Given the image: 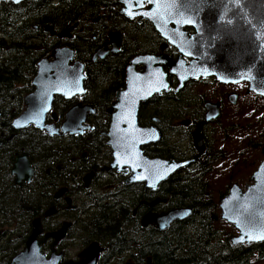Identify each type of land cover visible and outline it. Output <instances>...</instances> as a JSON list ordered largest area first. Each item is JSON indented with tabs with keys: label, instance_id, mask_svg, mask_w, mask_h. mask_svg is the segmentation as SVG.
<instances>
[{
	"label": "water",
	"instance_id": "water-1",
	"mask_svg": "<svg viewBox=\"0 0 264 264\" xmlns=\"http://www.w3.org/2000/svg\"><path fill=\"white\" fill-rule=\"evenodd\" d=\"M23 1L25 0H0L13 4ZM119 1L123 5L121 15L130 19L138 17L139 21L148 20L179 52L175 61L164 55L136 56L131 61L127 67L125 88L116 93V99L108 111V129L102 132L106 145L111 150L109 169L131 172L125 183L145 182L146 187L155 190L159 183L167 181L176 171L199 158L205 149L198 134L194 133V147L198 154L190 161L178 163L146 156L143 147L159 142L160 135L154 126L139 124L141 104L154 94L169 90L164 67L177 78L176 91L189 80L212 76L222 84L245 81L248 83V93L264 97V0ZM145 2L150 5L147 10L143 9ZM186 20L192 22L187 23ZM76 26L74 24L56 32L52 25H47L44 31L59 40L69 39L70 31ZM186 26L194 31L188 34L184 29ZM112 35L117 34H109V44L117 48L118 43L113 40ZM104 53V47H101L94 54L93 60L97 56L102 57ZM186 58L189 59L188 62ZM137 64H143L144 69L136 71ZM84 80V64L74 60L73 50L68 46L53 48L48 56L37 63V74L32 83L35 89L25 97L26 107L13 120V126L23 128L33 124L50 136L78 135L89 130L90 126L84 123L88 115L94 113V108L82 103H77L66 111L60 126L45 122L54 97L70 99L81 95ZM233 97L234 95L230 97L232 102ZM205 108L208 110L206 121L218 118V104L206 103ZM18 123L21 126L18 127ZM21 161L28 169V179L32 169L26 158H21ZM15 173H18L16 169ZM250 181L252 183L246 185L244 190L237 183L232 184L219 200L221 219L237 231L229 239L233 246L264 243V239L247 238V234L264 235V158L250 175ZM158 202L165 203L166 200L157 199L145 204L153 207ZM50 213L46 212L45 215ZM191 215L190 208H176L160 214L149 213L144 217L143 224H154L158 230H165L172 222L185 220ZM68 226L63 224L58 231L47 233L39 240L37 237L42 234L40 218L34 219L32 232L26 239L24 248L9 264H96L100 252L96 244L92 246L97 247V250L94 249L89 254L82 252L75 262H62L63 253H56L54 249L49 254L43 252L44 242L52 238L55 245L64 237ZM242 236L245 237L243 242L240 240Z\"/></svg>",
	"mask_w": 264,
	"mask_h": 264
},
{
	"label": "trees",
	"instance_id": "trees-1",
	"mask_svg": "<svg viewBox=\"0 0 264 264\" xmlns=\"http://www.w3.org/2000/svg\"><path fill=\"white\" fill-rule=\"evenodd\" d=\"M118 7V0H25L20 4L0 2V102L4 98L9 99L17 89V85H21V87L28 85L29 79L31 76L33 77L36 70L35 62L49 54L54 47L68 43L67 45L72 48H80L86 43L87 51L82 53L79 51L78 56L86 57L88 54L90 57L91 51L105 36L106 30L113 27L115 18L119 16ZM96 17H100V22L94 26L92 21ZM76 22L85 28L87 36L86 42L81 44L78 39L72 42L50 39L48 33L44 32L46 25H52L56 31H59ZM132 24L134 29L130 34L131 41L127 49L114 56L117 58L111 57L99 64L87 66V78L84 85L88 92H94L89 102L96 107V113L90 119L93 129L84 133L83 136H54V149L52 147L50 149L48 146L47 142L49 141L44 142L38 137V134L41 135L43 132L35 129L32 132L26 131L32 136V140L28 141V144L36 145L34 156L38 163H42L39 166L43 168L50 166L53 170L55 168V172L58 174L54 181V189L63 185L65 177L74 180L72 174L76 172L80 180L87 172L100 168L111 159L110 150L105 145V139L100 136V133L108 128L109 114L106 111L115 98L117 88L121 86L119 83L117 84V80L121 81L120 78L123 76L124 57L133 55L132 50L136 54L152 48L147 44L150 42V38L151 42L156 39L155 32L150 25H146L145 22L141 26L136 23ZM35 25L38 26V30L34 29ZM93 34L98 35L97 45L91 39ZM20 90L18 89V91ZM182 93L183 91L175 96L170 95L171 98L168 101L175 103V106L165 109L164 120L171 121L174 117L178 119L179 116H186V112L192 110L194 104L200 103L196 98L192 97L191 99V96H187V100L183 101ZM68 105L67 101L59 97L55 98L53 108L60 120ZM145 112L146 110H142L140 114L139 123L141 125L145 122L149 123L144 118ZM151 112L158 113V110H151ZM218 122L219 125L222 124L221 120ZM235 128V125H227L223 127V131L227 133ZM173 133L175 131L171 132L170 130L168 135L171 136ZM174 138L161 148H152L144 150V152L150 156L177 159L179 154L176 146L177 137ZM223 138L225 139V135ZM70 157L75 159L70 162ZM227 157L229 156L220 151L214 153L213 157L210 154L207 159L209 158L208 162L210 163L213 159L225 160ZM237 162L235 165V169L238 167L237 171H241L242 166L247 164L243 159ZM59 164L62 165L60 170L57 169ZM72 168L74 171L71 173ZM254 169L255 167L250 165L248 173ZM205 172V166H200L194 173L187 176L175 175L162 183L156 193L145 191L142 187L138 190L139 186L133 187L135 203H137V199H148L147 196L153 198L157 195L166 199V204L162 207L165 210L180 207H188L193 210L191 217L184 221L174 222L166 231L160 232L152 228L143 229L139 225H134V235L127 237L126 228L130 227L127 219L131 214L127 201L123 205L111 204L114 208L111 210L108 209L111 207L105 206L101 202L100 209L102 211L99 214L104 218L98 219H101L102 223L96 226L94 221L97 218L92 217L88 222H82L85 224H82L81 229L84 232H89L86 234L88 239H97V235H94L97 233V229L99 232L97 234L103 238L105 245H115L119 249L124 246L131 247V255L134 256L135 264H146L147 257L151 258L152 264H254V262L262 260L264 243L252 244L249 247L245 245L233 246L229 242L233 233L214 225V222L218 220L219 209L213 193L215 192L216 198L219 199L227 192L228 187L224 192L212 191L211 184L209 185L205 178ZM226 179L229 180V177ZM117 184L120 185L119 182ZM51 187L38 184L34 189L40 194ZM123 187L127 191V186ZM30 198H26V200L35 202V199L30 200ZM22 204L25 205L26 202L21 201L16 206L14 203H0V215H3L0 227H7L5 231V233L7 232L6 243L0 245V264H9L11 258L24 248L30 233V219L27 220L24 216L22 219L15 220L14 217L16 211L20 212ZM37 206L39 205L35 207ZM135 224L138 223L135 221Z\"/></svg>",
	"mask_w": 264,
	"mask_h": 264
},
{
	"label": "flooded vegetation",
	"instance_id": "flooded-vegetation-1",
	"mask_svg": "<svg viewBox=\"0 0 264 264\" xmlns=\"http://www.w3.org/2000/svg\"><path fill=\"white\" fill-rule=\"evenodd\" d=\"M118 2H119V7H118L119 16L115 18L113 22V27L106 30L105 36L102 38L101 41L99 40V44L97 42L98 35L93 34L91 36V39L96 42L95 45L97 44L98 45L96 46V48L94 47L95 45L93 46L94 49L91 51L90 57H88V54L86 55V57L78 56L79 51H81V53L84 51H87L86 43L81 45L80 47L81 50L80 48L70 47L69 45H67L68 43H64L63 45H58V46H68L74 52V60L80 61L84 64L85 80L83 83V87H84L83 93L81 95L74 96L70 99L59 97L69 103L68 107L66 108V111L77 103H82L83 105H91L94 108V113L92 115H88L84 123V125H89L90 129L84 130L82 134L69 135V136H73V137L83 136L84 133H86L87 131H91L93 129L90 123V119L93 115H95L96 107L93 103L89 102L90 97L92 96L94 92H91V91L88 92V90L86 89L84 85L86 78H87L86 76L87 66L89 65L91 66L92 64H95V65L99 64L100 62L105 61L106 59H109L111 57L118 55L119 53H122L124 49H127V46L129 42L131 41L129 39L130 34L133 32V29H134V26L132 23H136V25L141 26V24L145 22L146 25H150L153 31L155 32L156 39H154V41L151 42L152 39L150 38V42L147 44V45H150L152 48L145 49L144 51L138 52L136 54H135V51L132 50L133 55H130V57H124L123 76L120 78L121 81L117 80V84L119 83L121 86L117 88L115 92V98L113 101H111L109 108L106 111L107 114H109L108 111L110 109V106L116 99V93L119 90H123L125 88L127 67L130 65L131 61L136 56L164 55V56L170 57L172 61L177 60L179 57V52L177 48L173 46L171 43H169L168 40L164 39L161 36V34L156 31L152 23H150L148 20L141 19V21H139L138 17L134 19H130L124 15H121L120 10L122 9L123 5L120 3L119 0ZM148 8H150V5L147 2H145L143 5V9L147 10ZM99 20H100V17H96L92 21L94 26L99 24L100 22ZM74 24H77V26L73 30L70 31L71 37L69 39H63V41L72 42L78 39L80 44L86 42L85 40L87 39V36L84 31L85 28L81 27L80 24L77 22ZM136 25H135V28H136ZM66 28H69V27H66ZM34 29L38 30V26L35 25ZM184 29L188 32V34L194 31L193 28L188 27V26L184 27ZM110 33L117 34V35H112L113 40L118 43L117 48L109 44V34ZM101 47H104V52H105L104 55L102 57L97 56L93 60L94 54ZM77 57H80V58H77ZM43 58L44 57H41L38 61L35 62L36 70L33 73V77L31 76V78L29 79L28 85L24 87H21V85H17V89L14 91L13 94L10 95L9 99L4 98L0 102V203H14V206H16V205H19L21 201H25L26 204L21 205L20 212L16 211L15 216H14L15 220L22 219L24 216L27 218V220L30 219V223H31L30 224L31 229L29 233L30 235L32 232L33 220L36 218H40L42 234L37 237L39 240L43 239L44 235L47 233L58 231L62 227L63 224L69 225L66 228L64 237L60 239L55 245H53L54 240L52 238L47 239L43 245V250L48 253H50L52 249H54L56 253H63L62 262L66 260H74V261L77 260L78 261L79 260L78 256L79 254L83 252L84 249H86L92 244H96L98 249H100L98 250L100 252H99L96 264H135L134 256L131 255V252H132L131 247L124 246L125 248L122 247L119 249L115 245L114 246L111 244L105 245L103 238L98 236L97 233L99 232L97 229H96L97 233H94V235H97V239L96 238L88 239L86 237V234L89 232H84L81 229L82 224H85L86 222H88V220L91 219L92 217L97 218L94 221L96 226H99V224L102 223V220L98 219V218H104L103 216L101 217L99 214L102 211L100 209L101 202L105 206L111 207V208H108L109 210H111V209H114L111 204L123 205L125 204L124 202L127 201L130 207L129 209L131 211V214L127 219V222L130 223V227L126 228L127 237H132L134 235V232H133L134 225H139V227L143 229L152 228L154 230L163 232V231L168 230L176 221L171 223L168 229L158 230L156 225L154 224L149 223V224L144 225L143 224L144 217L149 213L160 214V213L168 212L176 208L165 210L162 207L166 203L159 204L160 202L155 204L153 207H149L145 204V203H150L152 201H155L157 199L166 200V199L160 198L157 195H155L153 198H150V196H147L148 199H141V198L137 199V203H135L133 187L139 186L137 187L138 190H140V188L142 187L143 190L145 191L147 190L148 192L156 193L159 186L164 182L159 183L155 190H152L146 187L145 182L125 183L124 181L131 175V172L123 173V172H117L114 169H109L110 163L112 161V156H111L110 161H106L98 169H94V170H91L90 172H87L85 175L81 177L80 180L78 178L77 173L75 172L74 174H72V176L74 177V180L69 179L68 177H65L63 185L54 189V181L56 177L58 176V174L55 172V168L53 170V168L50 166H47L46 168L39 166L40 164L42 165V163H38V160L34 156V153H35L34 147H36V145L28 144L29 143L28 141L32 140L31 139L32 136L26 131L29 130L30 132H32V130L35 129L37 131L43 132V134L41 135L38 134V137H40L42 141L44 142L49 141L47 143L50 149L51 147L54 149V146H55L54 136L64 137V136H67L68 134L63 135V136H58V135L50 136L44 130H40L39 128L35 127L33 124H29L23 128H15L12 124L13 120L16 117H18L26 107L25 102H24L25 97L29 95L30 93H32L35 89L32 83H33L34 77L37 74V63ZM114 58H117V57H114ZM49 60H51L50 57H49ZM186 61L188 62L189 59L186 58ZM135 69L136 71L143 70L144 65L137 64ZM163 69L166 73V80L168 82L169 90L166 92L163 91L160 94H154V96H152L148 101L141 104L139 108V112H138V121H139L141 111L146 110V112L143 115H144V118H146L149 121V123L145 122L143 126H154L158 130L159 135H160L159 142H157L156 144H151V145L143 147V151L149 150L152 148L153 149L161 148L162 146H165L166 143H168L169 141H172L173 139H175L174 137L176 136L177 137L176 146L178 148V153H179L177 159L166 158V157L155 156V155L150 156L146 154L145 152L144 154L148 156L149 158L159 157L164 160L174 161L178 163L190 161L194 159L196 155L198 154V151L194 147V138H193V134L197 133L205 149L204 153L201 154L199 158L195 159L190 164L176 171L170 178H172L175 175L187 176L191 173H194L197 167L205 166L206 168L207 166H209L208 165L209 158L207 159V157H210L211 146L207 139V136L210 133V131L213 129V126L219 125L218 120L220 116L216 118L215 120L206 121L205 120L206 113L208 110H206L205 104L206 103L218 104L220 115H221V111L224 107L223 105L225 104L224 99H226L227 102L232 107H235L241 102L242 98H240V95H241L242 90L244 89V87L242 89L241 87H239L237 92L228 91L226 94H225V91L221 92L219 93L218 98L216 100H212L208 98V95H206L207 94L206 92L197 93L196 87L200 84H214V85L218 84V85H225L228 87L229 86L237 87L241 83H246V82L242 81L238 83L222 84L218 82L215 79V77H212V76L205 77V78L198 77V78L187 81L178 91H176V88L178 86L177 78L174 75H171L169 73L168 68L164 67ZM18 89H21V90L18 91ZM247 90H248V87L243 93L246 96H248ZM182 91H183L182 93L183 95L181 96V98L183 99V101L187 100L186 99L187 96L189 97L191 96L190 97L191 99L192 97L196 98L198 100V103L199 102L200 103L197 105L194 104L192 110H188L186 112V116H179L178 119L174 117L172 118L171 121L164 120L163 112H165V109L175 106V103L168 101V99L171 98L170 95L175 96L178 93H181ZM239 91L240 93L238 94ZM232 95H234L233 102L230 100V97ZM56 97L58 96L54 97L53 103H52V109L46 115L45 122L48 124L54 123L56 126H60L61 122L63 121L64 114L66 113V111L63 114L62 119L60 120L59 115L57 114L56 110L53 108L54 100ZM254 97L261 98V96H258V95H254ZM155 109L158 110V113L151 112V110L153 111ZM52 114H54L55 117H53ZM109 120H110V115H109ZM170 130L171 132L175 131V133H173L171 136L168 135V132H170ZM100 136L105 139L104 142L106 145V138L102 136V132L100 133ZM108 149L110 150L109 147ZM110 155H111V150H110ZM21 158H26L30 168L32 169V174L28 176V179L26 178L28 169L27 167L23 166L24 164H23V161H21ZM74 159H75L74 157H70V162H72ZM50 163H52V160H50ZM15 169L16 171H18L17 174L15 173ZM57 169L58 170L62 169V165L59 164L57 166ZM19 171H21L20 175H19ZM73 171H74V168H72L71 173ZM88 175H91L89 179L87 178ZM169 179H167V181ZM118 182L120 183V185L117 184ZM38 184L52 186V187L48 188L46 191L39 194V192H35V189H34L35 186ZM123 186H127V191ZM125 195H127V198H125ZM30 197H33V198H30ZM26 198L27 199L30 198V200L35 199V202L27 201ZM36 205H39V206L35 207ZM46 212H49V213L51 212V213L48 215L47 214L45 215ZM63 217H65L66 220ZM0 221H3V215H0ZM135 221L138 224H135ZM82 222H85V223H82ZM45 226L47 229L45 228ZM6 228H7L6 226L0 227V245L6 243L5 242L7 238V232L5 233V231L7 230ZM97 247H95L94 249L97 250ZM72 254H74V256H72ZM15 256H13L11 260ZM147 261H150V264H152V260L150 257L146 258V264H147Z\"/></svg>",
	"mask_w": 264,
	"mask_h": 264
},
{
	"label": "rangeland",
	"instance_id": "rangeland-1",
	"mask_svg": "<svg viewBox=\"0 0 264 264\" xmlns=\"http://www.w3.org/2000/svg\"><path fill=\"white\" fill-rule=\"evenodd\" d=\"M246 83H241L237 87L218 84H200L196 87L197 93L206 92L208 98L212 100H216L221 92L225 91V94L228 91L237 92L239 87L241 89L244 87L240 95L242 100L237 106L232 107L224 99L225 104L219 118L222 124L213 126L207 136L211 146L210 154L212 157L214 153H219L220 151H223L224 155L229 156L225 160L213 159L208 164L209 166L206 167L205 178L209 185L211 184L210 188H212V191L224 192L234 182L244 189L247 184L251 183V173H248L250 165L256 168L261 159L264 158V97L255 98L251 92L248 93V96L244 95L243 93L248 87ZM227 125H235L236 128L226 133L223 131V127ZM224 135L225 139L223 138ZM262 152L263 154H261ZM237 158L239 159L236 160ZM240 159L245 160L247 164L242 166L241 171H237L238 167L235 169V165ZM227 177H229V180L226 179ZM213 196L214 200L218 202L215 192ZM219 214L220 210H218V220L214 222V225L231 231L233 235L236 234L237 231L233 226L222 220ZM63 218L66 220L65 217ZM254 264H264V257L262 260L254 262Z\"/></svg>",
	"mask_w": 264,
	"mask_h": 264
},
{
	"label": "snow or ice",
	"instance_id": "snow-or-ice-1",
	"mask_svg": "<svg viewBox=\"0 0 264 264\" xmlns=\"http://www.w3.org/2000/svg\"><path fill=\"white\" fill-rule=\"evenodd\" d=\"M129 7H131V5H129ZM129 14L131 15L132 13L130 12ZM185 22H187V23H191L192 21H190V20H186ZM163 86H164V87H167V85H163ZM17 126L19 127V126H21V125L18 123ZM244 238H245L244 236H242V237L240 238L241 242H243ZM247 238H248L249 240H251V239H264V235L253 236V235H251V234H247Z\"/></svg>",
	"mask_w": 264,
	"mask_h": 264
},
{
	"label": "bare ground",
	"instance_id": "bare-ground-1",
	"mask_svg": "<svg viewBox=\"0 0 264 264\" xmlns=\"http://www.w3.org/2000/svg\"><path fill=\"white\" fill-rule=\"evenodd\" d=\"M54 2V1H53ZM22 3V2H21ZM20 4V3H19ZM29 157V156H28ZM191 209V208H190ZM192 212H193V210H192ZM94 246H92V245H90L89 247H87L86 249H84L83 250V252L85 251V253H87V254H89V253H91L93 250H94ZM71 261H74V260H71ZM75 261H77V260H75ZM74 261V262H75ZM257 262V261H256Z\"/></svg>",
	"mask_w": 264,
	"mask_h": 264
}]
</instances>
